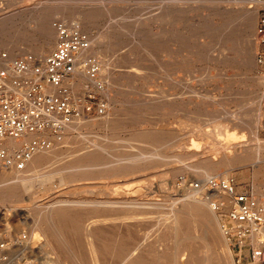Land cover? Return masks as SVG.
<instances>
[{
  "label": "rangeland",
  "instance_id": "rangeland-1",
  "mask_svg": "<svg viewBox=\"0 0 264 264\" xmlns=\"http://www.w3.org/2000/svg\"><path fill=\"white\" fill-rule=\"evenodd\" d=\"M16 1L22 3L11 5L10 0H0V22L7 17L24 13L26 14L27 22L23 25V30H30L32 23L29 19L31 17L28 12H25V10L28 8L27 6H31V4H27L29 0ZM231 1L234 4L243 1L244 11L253 10L259 7L254 30V33L258 34L259 37L257 43L252 48L253 51H251V53L250 46L248 45V41L245 40L246 37L244 34L238 33L234 36L233 41H224L223 35L228 29H230L229 31L232 33L238 31V22L234 26L232 25L233 27L230 26L229 28V25L225 22L226 19L219 14H215L211 8L205 5L206 2L203 0H191L189 2V8H193L189 9V11H191L187 14V21L175 23V27L186 30L187 34L190 36V34L192 35L203 26L207 18L213 21L215 27L214 31L211 32L210 36L200 38L202 42H207L204 54L200 55L191 51V47L188 46H183L181 49H178L179 46L176 44H171L169 50L155 49L151 44V40L146 38V34L148 33H161L163 30H169L172 28L170 23L163 22L156 24L151 20L160 9V5L162 4L160 0H115L113 2L114 4L112 5L117 7V11L112 21H115V24L120 27V30L117 32L118 37L116 45L118 47L115 53L116 57L114 64H118L117 66H119L117 68L121 73H116V76H123L121 79L123 85L122 88H116L109 86V84L104 81L106 94L96 90L94 85L90 82H84L80 87L76 88L79 94H73L76 101H79V107L85 110L87 106H91V110H85L84 114L87 118L89 117L92 119L91 125L83 126L81 132L90 138H95L106 147L107 150L104 152L105 159L124 157L136 153L140 148H147V142L139 143L125 140L131 135V133L138 129H148L151 130L152 133L158 134L157 136L161 137V139L166 138L163 144H167V146H161L160 144L158 146L159 152L167 151V149H169L167 153H162L163 155L160 154L159 157H155L154 161L156 167L150 170L151 172L148 171V174L151 173L149 175L145 173L133 178L128 176L109 177V173L112 171V169H110L111 167L108 169H106V167L105 169L101 168L99 169L100 171H95L96 174L84 173L85 171L56 173L51 176L44 174L37 182H44L45 180L52 178L54 188L47 194L40 193V196L36 201L44 202L47 199H50L52 194L59 195L71 187L91 188L94 190L93 192H86L84 194L85 197L92 198L98 196L102 198L105 196V193L109 191L111 196L117 197L116 189L130 185L135 186L134 188H136L135 196L162 203L168 195L172 198H177L183 195L185 192L184 186L181 185L183 180L190 183L199 178L193 175L191 169L184 170L188 165L195 164L198 156H190L189 153L191 150H187L185 147L183 148V146L174 145V142L176 143L179 140H185V146L187 145L190 148L193 146L191 143L192 140H196L200 146V150L203 152V156H206V154L215 155L219 152V147L231 145V142L233 143V141L235 142V140L238 141L242 138L246 139L247 142L249 141L248 143H250L252 147H256L258 143L264 144V85L261 84L262 80H264V0ZM224 4L226 5V2H224ZM57 19L62 20V18L59 17L55 18V20ZM72 19L77 18L73 17ZM58 21L60 20H57V22ZM106 23L107 21H103L99 25L93 27L91 33L95 35L99 34L100 36L105 34L107 31ZM138 25L139 27H137ZM203 27L205 28V26ZM189 38L188 43L194 44L195 41L193 36H190ZM55 45L56 41L51 48L47 49L45 55L50 53ZM28 53L31 52L28 51ZM24 55L25 54L21 53L19 56ZM91 55L100 62V65L104 67V69L107 68L104 63H101L99 57L95 54ZM154 55L156 56L154 57ZM249 55L250 57L253 55L254 63L249 60ZM187 70H191L192 72L190 73ZM102 77L103 74L101 75V73H99L96 79L101 81L104 79ZM73 89L75 90V88ZM116 91L118 92L116 93ZM260 94L261 100L259 98ZM89 95H92V97H89ZM101 100L109 104L106 106V113L103 115H99L97 112V106ZM108 114L114 116L115 121H113L112 124L116 129H113V127H97L96 124L98 121ZM238 119L243 121V124L240 126L238 124ZM259 119L260 121L256 127V120ZM234 121L236 123H234ZM218 124H221V127H219ZM214 125H217V127ZM190 127L192 128L190 129ZM217 128H221L222 130H218L224 131V135L219 134V136V131L216 130ZM227 130L231 131L228 132ZM256 131L258 137L255 135ZM228 134L232 135L229 137ZM79 139L80 138L77 137L75 141ZM227 141L229 143H227ZM151 142L152 141L149 143ZM243 144L245 143H236L233 144V146L239 145L238 152H244ZM179 147L183 149H180ZM175 148L177 150H175ZM178 156L179 158L185 157L186 159L182 160V162L179 160ZM77 157L79 156L65 157L62 159L64 161H59L58 165L64 166L67 163L73 162ZM66 160L69 161L66 162ZM116 165L117 162L113 161L112 167ZM55 166H57V161ZM8 170V168L3 166L0 167V172ZM253 171H255V166L252 163H248L246 166L234 165L229 168L221 167L219 173L222 174L220 177H231L235 181L239 191H250L255 190V183H260L259 185L261 186L263 184L262 187H264V173L262 172L263 174L261 173L255 177ZM68 174L74 175L77 180L68 184L61 183V176ZM146 180L149 181V183ZM38 190H41V187H38ZM96 192H101L102 194H97ZM64 196H67V194ZM202 198L204 200V197ZM227 198L226 195L225 197L224 195L222 197L210 196V199H213V201H219L222 199L229 204ZM28 204L29 201L25 199V201L16 204L15 207H12V204L0 206V245L9 242L10 239L22 236V234H27L29 236L28 229L30 220L28 217ZM78 208L77 210H83L85 213V215L82 214V219H84L85 216L87 218L88 223L86 222V219H84L85 221L82 220L83 228L92 227L91 229L97 230L99 233L98 238L100 244L114 242L116 240L123 245L128 242L125 246H135L136 251H138L135 252L137 254L141 253L140 255H142V257L144 256L143 258L146 260H150L149 258L154 256V253H160L159 246H150L149 243L154 242L153 240H155L156 233L159 232V228L162 227V223L157 221L159 218V212L169 211V209L163 208L152 210L149 215L150 217L144 216L145 219L144 217L140 218L139 221L141 223L138 219L136 220L138 223L134 220L133 222L132 220L127 219L116 220L118 221L116 224L115 220L108 219L107 221L105 218H99L100 216L98 215H95V218L98 216L97 219L99 220V223L96 222L98 220H96L94 216H91L92 219L91 217L89 218L88 216L90 215L85 212L90 209L89 206H79ZM225 208L226 207L217 209V216L222 227L229 220L230 212H227ZM213 210L216 211V209ZM146 219H148V222L145 221ZM100 220L105 221L106 223L102 222V224H100ZM141 220L144 221V224L147 226H145ZM86 223L89 226H86ZM98 224H100L101 227ZM136 224L137 227L139 225L141 227H135ZM185 225L188 227L190 225L192 226L193 223L188 222ZM191 226L190 228H184L185 232L188 234L186 237L189 245H187L185 251L178 256L177 263L204 264L203 260L206 256L211 257V259L213 257L214 260L211 264H228L225 260L228 253L226 248H224L223 245L218 244L211 236H208L203 229H197L198 227L194 228V225ZM146 228L151 232V235H149L150 233L148 234V232L147 234L145 233L147 231ZM166 233H170V230H167ZM261 237L264 238V231H262ZM150 238L152 240H149ZM175 244L176 243L174 242L169 249V256L172 255L173 258L177 252V245ZM257 246L259 245H256L252 241H247L244 246L240 247L239 245L234 244V242H230L229 239L228 249L231 252V262L229 264L254 263L256 260L253 261L251 251ZM4 251H2L3 255L0 256V264H24L26 261L34 260L33 257H27L20 254L13 256V254H10L7 249H4ZM103 252L104 250L102 248L101 251L100 249L98 250V253L100 254ZM51 256L54 257L55 254H51ZM172 257L170 256V258ZM263 260L264 257L261 261L262 264H264ZM34 261L39 263L42 260L35 259Z\"/></svg>",
  "mask_w": 264,
  "mask_h": 264
},
{
  "label": "bare ground",
  "instance_id": "bare-ground-1",
  "mask_svg": "<svg viewBox=\"0 0 264 264\" xmlns=\"http://www.w3.org/2000/svg\"><path fill=\"white\" fill-rule=\"evenodd\" d=\"M114 1L115 0H29L27 4H31V6H27L28 8L26 9L27 11L25 10V12H28L30 14L31 18L29 20L32 23V26L30 27L31 29L23 30V25L27 22V18L25 16L26 14L24 13L15 14L13 16L2 19L0 22V47L7 50V52L11 55V58H16V56H19L21 53L27 54L28 51H30L38 58V60H42L46 56L45 53L47 52V49L51 48L55 41L57 43L58 34L54 22L60 20L69 28L80 32L89 38L91 47L83 53V58H87L89 56L94 57L91 54H95L100 58L101 63H104L107 67H105L106 69H104V67H102L100 65V62L98 61L100 67L99 72L101 73V75L103 74L102 78H104L99 83L86 72L83 66L78 65L73 75L72 88H75L76 90V88L80 87L84 82L92 83L97 90H100L104 93L105 87H103L102 84H105V82L109 84V86L122 88L123 84L121 79L123 76H116V73L120 72V70L117 68L119 67L117 66L118 64H114V60L116 57L115 53L118 47L116 45L118 37L117 32L120 30L119 25H116L115 21H112L117 11V7L112 5L114 4ZM160 1L162 2V4L160 3V9L158 10V13L152 17L151 20L156 24H160L163 22L170 23L172 28L169 30H163L161 33L146 34V38L151 40L152 46L155 47V49L169 50L171 48V44H176L179 46L178 49H181L183 46H188L191 47V51H193L194 53L198 55L204 54V49H206L207 42H202L200 38L208 37L210 36L211 32L214 31L215 27L213 21L207 18L203 24L205 28L201 26L198 31H195L192 35L190 34V36H193L195 43L189 44L188 41L190 39V36L187 34L186 30L175 27V23L187 21V14L191 11H189V9L193 8H189V2L191 0ZM203 1L206 2L205 5L211 8L215 14H219L226 19L225 22L229 25V28L230 26H234L238 22V31L232 33L229 31L230 29H228L223 35L224 41H233L234 36L238 33L244 34L246 37L245 40L248 41V45L250 46L251 53V51H253L252 48L257 43V39L259 37L258 34L254 33L256 18L259 13V7L253 10L244 11L243 1L237 2L236 4L232 3L231 0ZM224 2H226V5L224 4ZM15 3L22 2L10 0L11 5ZM58 17L62 18V20H55V18ZM73 17L77 19H72ZM103 21H107V31L105 32V34L101 36L99 34H92L91 29L99 25ZM137 27H139V25ZM155 56L156 55H154V57ZM249 60L252 63L255 62L253 59V55ZM187 71L190 73L192 72L191 70ZM30 74L31 71H28L27 75ZM261 84L264 85V80H262ZM73 90L74 89H72V93H76L77 95L79 94L77 90H74V92ZM52 91L56 92L55 89H52ZM117 92L118 91H116V93ZM259 98L261 100V94L259 95ZM91 121V118L83 116L81 118L73 120L70 123H65L63 125L62 132L60 133L61 136L47 133V131L43 133L30 134L28 137H36L38 135L44 136L45 134V136L47 135L48 138L52 140V143L48 148L37 150L33 154L32 158L27 162L26 168L24 170H18L15 167H11L8 168V171L0 172V206L12 204V207H15L16 204L27 199L29 201L28 217L30 220L28 229L29 236L27 234H22V236H18L15 239H10L9 242L1 244L0 256L3 255L2 251H4V249H7L9 250L10 254H13V256L20 254L27 257H33L34 260H42L39 263H36L34 260L26 261L24 264H178V256L182 254L185 251L187 245H189L188 239L186 237L188 234L185 232L184 228H190L191 225L187 227L185 224L191 222L193 223L194 228L198 227L197 229H203L208 236H211L212 239H214L218 244L223 245L224 248H226L228 253L225 260L229 264L231 262V252L228 249L229 238L219 222V218L217 216L218 211L213 207V199H210V196L213 195L222 197L224 195L225 197L226 195L228 197L227 199L229 204L222 199L219 201L224 202L223 207H226L225 209L227 212H231L233 208V202L231 201L230 196L226 193L220 191H208L206 181L210 178H224L226 180H229L231 177H220L222 175L221 173H219L221 167L229 168L234 165L246 166L248 163H252L255 166V171H253L255 177L260 175L262 172L264 173V144L258 143L256 147H252L250 143H248L249 141L247 142L246 139L242 138L238 141H233V143L231 142V145H224V147H219V152H217L215 155L211 153L212 155L206 154V156H203V152L200 150V146L196 142V140H192L191 143L193 144V146L190 148L187 145L186 146L188 148L185 146V140H179L176 143L174 142V145L176 144L177 146H183V148L185 147V149L191 150V152L189 153L190 156H198L195 164L188 165L184 170L191 169L193 171V175L195 177H199L200 179L198 178V180L190 183L186 180H183L181 183V185L184 186L185 191L183 195L177 198H172L168 195L162 203H157L147 198L135 196L136 188H134L135 186L130 185L116 189L115 191L118 195L117 197L111 196L109 193L110 191L106 192L105 196L102 198L98 196L92 198L85 197L84 194L86 192H93L94 190H92L91 188L89 189L71 187L70 189L60 193L59 195L52 194V197L44 202L36 201V199L40 196V193L47 194L54 188L52 178H49L44 182H37L39 181L38 179L44 174H48L51 176L55 175L56 173L72 171H85L84 173L96 174V172L101 168L105 169L106 167V169H108L111 167L110 169H112V171H110L111 174L109 173V177L128 176L133 178L140 174H148V171L156 167V163L154 161L155 157H159V155L162 153H167L169 149L165 148L167 149V151L165 150L163 152H159L158 146L160 144L161 146H167V144H163L166 138H163V140L161 139V137L157 136L158 134H154L151 130L148 129H138L131 133V135L125 140L139 143L147 142V148H140L136 153L131 155L126 154L127 156L124 157H112L111 159H105L104 152H106L107 150L106 147L102 145V143L98 142L95 138H90L81 132L83 126L91 125ZM113 121H115L114 116H110L108 114L106 116H103V118L98 121L96 126L99 128L113 127V129H116L112 124ZM259 121L260 119L256 120V127ZM238 122L239 126L243 124V121L240 119H238ZM234 123L236 122L234 121ZM218 125L219 127H221V124ZM215 127H217V125ZM191 128L192 127H190V129ZM218 129L221 128H217L216 130ZM218 131V135L224 133V131ZM256 133L257 131L255 132V135ZM231 135H229V137ZM77 137L80 139L75 141ZM256 137L258 136L256 135ZM150 141L152 142L149 143ZM10 142L14 147L18 145V143L15 141L10 140ZM242 142L245 143L243 144L244 152H238L239 145L233 146V144ZM227 143L229 142L227 141ZM176 148L175 150H177ZM77 155L79 157L75 158L73 162L70 161L71 163H67L65 165L63 164L64 166L58 165L59 161H64L62 160L63 158ZM185 159V157L179 158L180 161ZM56 161L57 166H55ZM67 161L69 160H66V162ZM113 161H116L117 165L112 167ZM76 180L77 178H75L74 175L70 174L65 176L63 175L60 178L61 183L64 184L72 183ZM197 181L200 182V185L198 187L195 184ZM147 182L149 183V181ZM259 184L255 183L254 185V189L257 193H260V191L264 188L262 187L263 184L262 186ZM38 187H41V190H38ZM96 193L102 194L101 192ZM66 194L67 196H64ZM202 197H204V200ZM79 206H89L90 209L88 208L89 210L85 211L88 215H90L88 216L89 218L91 216H94L95 218V215H98L100 216L99 218H105L107 219V221L108 219L113 221L115 220V223L118 222L116 220L127 219H130L132 221H136L138 219L139 221L141 217L143 218L144 216H149L152 210L163 208L169 209V211L159 212V218L157 219V221L162 223V227H158L159 232L156 233L155 240H153L154 242L149 243L150 246H159L160 253H154V256L149 258L150 260H146L143 258L144 256L142 257V255H140L141 253H136L138 251H136L135 246H125L128 242L123 245L116 240L114 242H105L100 244V240L98 238L99 233L97 232V230L91 229L92 227L83 228L82 220L86 219L87 222V218L85 216V218L82 219V214L85 215V213L83 210H81L82 212L77 210ZM213 209H216V211ZM97 218L95 219L98 220ZM147 220L148 219H146L145 221L148 222ZM100 221V224H102V222H105L102 220ZM96 222L99 223V220ZM142 222L144 224V221ZM100 224L98 225L100 226ZM144 225L147 226L146 224ZM86 226L89 225L87 224ZM102 227L104 228L103 225ZM135 227H137V224ZM148 229L145 233L147 234L148 232V234L150 233L149 235H151V232H149ZM167 230H170V233H166ZM262 231H264V229ZM261 235L262 233L254 234L252 236V242L261 247L264 257V238L261 237ZM149 240L152 239L150 238ZM174 242L176 243L175 245H177V252L174 258L172 257V255H170L172 257L170 258L169 249L172 247ZM101 248L104 250L102 254L98 253V250L100 249L101 251ZM51 254H55V256L52 257ZM213 260V257L211 259V257L205 256L203 263L211 264ZM261 261L262 258L256 259V261L252 264H262Z\"/></svg>",
  "mask_w": 264,
  "mask_h": 264
},
{
  "label": "built area",
  "instance_id": "built-area-1",
  "mask_svg": "<svg viewBox=\"0 0 264 264\" xmlns=\"http://www.w3.org/2000/svg\"><path fill=\"white\" fill-rule=\"evenodd\" d=\"M264 24V22H263ZM57 43L42 60L32 53L11 58L0 48V166L24 170L33 154L48 148L52 140L46 136L28 137L32 133L48 132L60 136L63 125L85 116L79 101L72 93L73 75L78 65L97 80L99 62L94 57L83 58L91 42L61 21H55ZM31 71L30 75L27 72ZM103 87L104 83L102 84ZM55 89L56 92H53ZM97 90V89H96ZM100 91V90H98ZM92 97V95H89ZM107 103L101 100L97 106L99 115L106 113ZM10 140L18 143L14 147ZM198 187L200 182L195 183ZM208 191H220L230 196L233 208L223 229L230 242L244 246L252 241L254 234L264 229V188L239 191L230 178H210L206 181ZM216 209L224 202L212 201ZM253 261L263 258L259 246L251 251Z\"/></svg>",
  "mask_w": 264,
  "mask_h": 264
}]
</instances>
